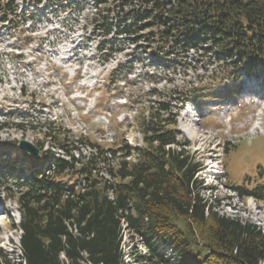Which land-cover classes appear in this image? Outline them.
Masks as SVG:
<instances>
[{"label":"trees","instance_id":"16d2710c","mask_svg":"<svg viewBox=\"0 0 264 264\" xmlns=\"http://www.w3.org/2000/svg\"><path fill=\"white\" fill-rule=\"evenodd\" d=\"M17 1L0 0V21L13 29L39 15L44 1L56 9L64 5L23 0L19 10ZM95 15L104 36L115 30L113 41L140 48L144 41L154 65L165 70L180 63L172 55L196 51L264 77V0H120ZM109 47L112 55L116 45ZM204 90L177 93V104L216 93ZM146 110L148 117L140 112L135 121L142 146L115 137L105 147L90 133L76 137L60 121L47 124L45 138L54 146L44 149L39 142L38 156L18 152V140H0V191L17 203L20 221L13 226L21 230L22 253L8 258L0 249V264H129L124 228L143 242V251L132 246L127 254L137 264H264V229L220 213V204L201 194L200 162L180 137L174 109L157 100ZM162 112L169 116L163 119ZM232 187L264 202L263 182ZM164 246L171 251H162Z\"/></svg>","mask_w":264,"mask_h":264},{"label":"rangeland","instance_id":"374dc122","mask_svg":"<svg viewBox=\"0 0 264 264\" xmlns=\"http://www.w3.org/2000/svg\"><path fill=\"white\" fill-rule=\"evenodd\" d=\"M88 2L87 7L79 13L76 8L65 13L49 12L40 16L34 27L36 35L27 39L30 41L28 45L20 40L12 41V28L0 27V104L8 109L16 99L23 102L19 108L25 114H30L26 117H0V140H27L38 145L44 142V149H48L54 145L49 138H45L47 124L62 120L61 124L71 129L76 137L90 133L109 142H113L115 137H123L133 146L141 138L134 126V115L135 119L140 112L147 115V106L159 97L151 94L150 88L163 93H170V90L184 93L191 88H205L207 92L209 88H215L217 92L223 93L206 95L204 101L201 97V103L196 106L189 104L184 105V108L182 103L179 104L182 106L178 119L180 137L190 142L189 152L203 166L206 163L213 165L198 173V178L203 179L201 194L219 203L220 213L239 216L264 229V202L246 197L232 187L246 180L250 186L264 183V86L260 85L261 77L256 75L249 78L246 87L235 80L237 89L233 85L231 89L225 90L224 82L227 83V76L232 79L233 74L224 73L232 72L233 68L236 69L235 65H225L212 55H202L203 52L190 51L178 56L180 65L175 68L176 73L171 70L163 72V69L158 68L154 77L152 71L155 68L148 65L149 61L143 62L126 55L137 52L138 48L134 46H126L125 51L106 61L104 55L96 50L100 39L94 38L95 35L91 33L94 27L91 17L95 9L92 0ZM104 9L101 4L99 10ZM15 30L18 32L20 28ZM13 43L18 47L21 45V49L12 47ZM15 52H21L23 56L17 58ZM118 60L125 64L123 71L117 74L120 81L114 83L113 80L117 78L112 79L110 74ZM132 65L134 71L127 76L130 72L128 68ZM238 73L242 74L239 70ZM219 76L224 79L220 80ZM123 77H128L127 81L121 79ZM243 80L245 78L241 82ZM22 86L29 93L33 92L37 102H40L36 104L40 106L33 109L31 99L19 95ZM92 86L96 88L95 95L100 98L95 107L94 98H86L87 95H93ZM123 98L128 102L125 105L121 103ZM164 102L177 107V101L169 97ZM257 108L263 111L260 116L261 128L252 131L250 127L257 119L254 117ZM229 116L232 120L228 119ZM57 117L59 119L55 120ZM14 122L25 126L23 129L11 126ZM187 122L194 123L199 130L195 138L184 130V123ZM54 150L64 154L56 147ZM90 150V147L83 148L84 153ZM8 177L12 183L13 177ZM7 196L4 191H0V249L8 258H19L21 252L16 247L19 246L21 230L13 226L19 221V212L15 198L9 199ZM124 230L122 246L125 257L129 264H137L135 257L128 258L127 254L132 251V246L133 250L138 248L143 251V242L128 229ZM168 250L171 251L168 246L162 249L165 252ZM16 260L22 262V259Z\"/></svg>","mask_w":264,"mask_h":264},{"label":"water","instance_id":"95a60500","mask_svg":"<svg viewBox=\"0 0 264 264\" xmlns=\"http://www.w3.org/2000/svg\"><path fill=\"white\" fill-rule=\"evenodd\" d=\"M18 147L34 156H38L41 152V150L34 143L27 140H21Z\"/></svg>","mask_w":264,"mask_h":264},{"label":"bare ground","instance_id":"6f19581e","mask_svg":"<svg viewBox=\"0 0 264 264\" xmlns=\"http://www.w3.org/2000/svg\"><path fill=\"white\" fill-rule=\"evenodd\" d=\"M192 122L184 123V130L188 132L189 136L192 138H195L197 135H199V130L196 129V127L193 125Z\"/></svg>","mask_w":264,"mask_h":264}]
</instances>
